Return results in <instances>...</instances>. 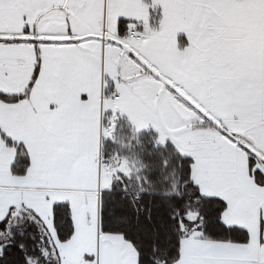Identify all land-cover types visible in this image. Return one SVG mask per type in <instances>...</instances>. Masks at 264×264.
<instances>
[{
    "label": "snow or ice",
    "instance_id": "snow-or-ice-1",
    "mask_svg": "<svg viewBox=\"0 0 264 264\" xmlns=\"http://www.w3.org/2000/svg\"><path fill=\"white\" fill-rule=\"evenodd\" d=\"M0 264H264V0H0Z\"/></svg>",
    "mask_w": 264,
    "mask_h": 264
},
{
    "label": "trees",
    "instance_id": "trees-1",
    "mask_svg": "<svg viewBox=\"0 0 264 264\" xmlns=\"http://www.w3.org/2000/svg\"><path fill=\"white\" fill-rule=\"evenodd\" d=\"M123 156H127L129 160L135 159V153L133 151H125L122 153Z\"/></svg>",
    "mask_w": 264,
    "mask_h": 264
}]
</instances>
